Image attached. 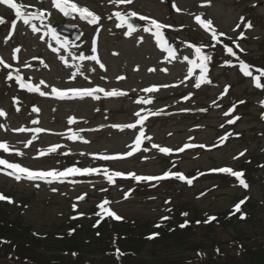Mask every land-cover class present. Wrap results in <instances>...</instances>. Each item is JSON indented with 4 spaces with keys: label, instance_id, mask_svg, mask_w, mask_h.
Returning <instances> with one entry per match:
<instances>
[{
    "label": "rangeland",
    "instance_id": "obj_1",
    "mask_svg": "<svg viewBox=\"0 0 264 264\" xmlns=\"http://www.w3.org/2000/svg\"><path fill=\"white\" fill-rule=\"evenodd\" d=\"M15 2L35 6L26 11L40 9L50 15L43 21H31L39 29L33 33L29 25L15 17L13 10L0 5V18L11 21L10 27L0 32V58L11 66L0 65V110L6 113V116H0V143H7L10 149L9 152L0 149V159L37 171L70 167L101 171L69 176L63 182L48 184L26 179L16 181L5 174L11 170L0 165V193L12 194L14 203L9 204L12 213L20 211L36 230L41 231L61 223L65 217L71 218L77 212L89 209L105 192L111 202L108 207L118 215L151 221L174 216V208L180 201H192L202 213L228 210L237 205L240 198L264 202V186L251 185L246 192L234 184L223 186L217 178H212L211 182L205 176L196 177L204 171L247 160L248 155L259 156L264 150V110L261 98L254 92L253 81L233 70L214 67L212 78L205 74L206 81L210 82L201 83L197 88L195 84L199 81L200 70L196 68L189 73L190 65L184 59H195L194 49L188 47V44L193 45L191 35L199 34L203 38L195 46L208 44L211 39L210 34L196 23L197 15L211 20L217 32L225 34L220 37V44L231 46V40H235L239 46L248 48L253 56L254 53L261 54L264 47V0H133L131 4L119 6L110 0H75L101 18L98 24L81 20L77 14L65 20L64 15L52 6V0ZM115 11L125 15L135 12L138 16L171 26L162 32L176 50L175 59L170 60L158 47L152 35L155 29L147 20L132 17L140 27L128 37L125 35L126 25L116 26L119 21L113 15ZM241 17L246 22L251 21V29L245 30L243 24L237 28ZM59 23L75 26L80 39L73 41L64 34H56L60 40L57 43L50 30L51 25ZM145 27L151 28V32H145ZM242 31L246 38L238 39ZM94 41L96 53L91 50ZM64 42H67L66 46L62 47ZM16 48H20V52L14 54ZM81 54L97 55L105 67L102 69L91 60L79 61ZM225 55L222 52L221 58ZM9 73L12 79L7 78ZM73 73L74 79L71 78ZM121 76L124 79H118ZM17 77L47 94L42 96L39 92L21 88ZM152 86L159 90L154 93L143 91ZM52 87L60 90L99 87L105 91H121L125 95L107 97L104 92H95L82 99L61 100L51 94ZM142 98L151 99L152 103H137ZM232 101L235 104L233 113L240 119L235 124H228L225 113L232 110L228 108L233 105ZM33 108L39 111L33 112ZM138 111L148 117L143 125L137 123L139 118L135 113ZM155 112L159 115H149ZM72 118L75 123H69ZM131 123H137V127L123 130L113 127ZM20 128L26 131H18ZM37 128L43 131L36 132ZM229 129L234 130L233 136L227 134ZM141 130L150 139L143 140L140 151L122 159L98 158L131 151L129 145L134 143ZM73 134L78 138L69 139ZM224 135L229 137L221 140ZM153 144L168 147L172 152L169 155L160 153L158 148L152 147ZM186 144L195 147L177 151ZM53 146H57V151L48 153ZM41 151L47 154L40 156ZM104 169L139 176L180 173L192 183L177 180L174 176L165 182L144 181L148 190L138 193L130 182H124L125 178L117 177L114 183L107 184L111 185L108 189ZM254 169L252 171H261L259 174L264 177L261 166ZM53 188L57 191L53 192ZM126 193L129 194L127 199ZM184 208L187 215L177 217L188 221L195 219L193 208L188 205ZM197 221L206 223L204 219ZM225 241L230 240L226 238ZM192 255L187 253L188 257Z\"/></svg>",
    "mask_w": 264,
    "mask_h": 264
},
{
    "label": "trees",
    "instance_id": "obj_2",
    "mask_svg": "<svg viewBox=\"0 0 264 264\" xmlns=\"http://www.w3.org/2000/svg\"><path fill=\"white\" fill-rule=\"evenodd\" d=\"M4 20L6 22L0 25V32L11 25V21ZM202 39L199 34L190 37L194 46ZM234 41L231 40V46L226 45L232 47L235 56L225 51V45L212 46L214 42L211 39L208 44H202L204 54L211 57L206 75L211 76V70L217 67L233 70L239 76L253 81L252 77L243 75L239 64L243 61L250 66L253 76L259 75L256 70L264 69V47L261 54L254 53L253 56L248 48L237 47ZM222 52L226 53L223 58ZM261 83L264 85V77H261ZM254 90L264 102V88L255 87ZM228 108L235 109V104ZM232 117H235L233 111L227 120ZM230 133L233 136L234 130L229 129L227 134ZM260 154L248 155V159L244 160L246 163L239 160L234 165H223L196 177L205 176L211 182L212 178H217L223 186L234 184L246 192L251 185L264 186V177L259 174L261 171H252V168L256 170L260 166L264 169V150ZM225 167L244 172L249 187L245 189L235 177L216 171ZM127 181L138 193L148 190L144 181L125 178L124 182ZM105 182L109 184L107 180ZM107 186L110 189L111 185ZM105 193L89 209L74 214L76 219L65 217L61 223L41 231L36 230L20 211L12 213L9 203L0 201V241L9 242L0 243V264H264V202L258 199H238L239 212H235V205L225 211L209 213H202L192 201H180L173 209L175 217L166 216L167 219H163L162 216V219L153 221L123 217L122 221H116L109 217L101 219L96 215L99 209L97 205L104 200L109 201V194ZM2 194L12 199V194ZM185 205L193 208L195 219L192 221L177 217L186 212ZM241 215L245 218L241 219ZM209 217L216 219L207 222ZM201 219L206 223L197 221ZM98 222L99 226H94ZM226 238L230 241H225ZM117 249L124 253L119 259L116 256ZM73 253L76 255L73 256ZM187 253H192V257H188Z\"/></svg>",
    "mask_w": 264,
    "mask_h": 264
},
{
    "label": "snow or ice",
    "instance_id": "obj_3",
    "mask_svg": "<svg viewBox=\"0 0 264 264\" xmlns=\"http://www.w3.org/2000/svg\"><path fill=\"white\" fill-rule=\"evenodd\" d=\"M39 2H42V0H39ZM110 3L115 4L117 6L121 5V4H131L133 3V0H110ZM0 5H4L6 6L8 9L13 10L15 17L18 18L19 20H21L23 22L24 25H29L31 27V31L33 33H37L39 31V29L36 27L35 24H32L31 21L33 20H40L43 21L44 18L48 15H50L49 12H46L44 10H40L37 9L36 11H26L27 8H33L35 7L34 5H24L22 3H18L15 2V0H0ZM52 6L59 11L60 13H62L65 16H68L70 14H77L79 16V18L81 20H85L88 21L91 24H98L100 21V17L98 15H96L95 13H93L91 10H89L87 7H83L78 5V3L75 2V0H52ZM177 11H179V9H177ZM113 15L115 16V18L119 21V23L116 25L117 27H124L125 25L127 26V31L125 32V35L128 37H131L132 34L136 31V28L134 27L133 23L129 22V19L132 17H138L139 20L144 21L147 20L148 23L151 25L152 28L155 29L154 32H152V35L155 38L156 44L158 45V47L165 53H167L168 58L171 59H175L176 57V50L174 49L173 46H171L168 41L166 40L162 29H164L165 27H171V26H166L163 25L159 22H157L155 19H150L148 17L139 15L135 12H129L127 15L122 14L120 11H115L113 13ZM109 19H111V17H109ZM195 21L196 23L203 28L206 32H208L210 34L211 40L214 42V44L212 46H215L216 44H220L222 43L220 37L224 36V33H218L216 28L213 26V22L211 20H204L201 18V16L197 15L195 16ZM5 20L3 18H0V25L5 24ZM243 24L244 25V29H251L252 28V24L251 21H245L244 17L240 18V23L237 24V28L240 27V25ZM12 28L15 29V25H12ZM51 31V30H50ZM145 32H151V28L149 27H145L144 28ZM53 38L56 39L57 43H60L59 37L56 36L55 32L51 33ZM11 37H8V39H10ZM246 38L244 36V32H240V35L238 37V39H243ZM141 42H142V38H141ZM67 42H64V44H62V47L66 46ZM234 43H236L234 41ZM237 47H239L238 43L236 44ZM189 48H193L194 49V53H195V59H191L189 60L188 57H184L185 60H187L188 64L190 65L189 68V73H191L193 70H195L196 68H199L200 70V77H199V81L195 84V87L199 88L201 83L204 82H210V81H206V76L205 74L208 72V67H207V63L208 61L211 59L210 56L205 55L203 48L204 46H194L191 44H188ZM92 52L96 53V47H95V41L93 42V47H92ZM14 54L15 53H19L20 52V48H16L13 50ZM53 51H56V49H53ZM225 51L230 55V56H235L236 53L233 51L232 47H228L227 45H225ZM242 51V49H241ZM14 58L15 55H14ZM79 61L83 62L85 60H91V61H95L97 64L100 65V68H104L105 66L100 62L99 58L97 55H91V56H85L83 54L79 55L78 57ZM197 61H199V63H197ZM170 62V61H169ZM64 63L67 65V61H64ZM0 65H3L5 68H10L11 66L7 63H5V61L0 58ZM239 68L240 71L243 73L244 76L246 77H252L253 78V83L254 86L258 89L260 88H264V85H262L261 83V77H264V69H257L256 71L259 73V75L253 76L252 71H250V66L246 63H244L243 61L240 62L239 64ZM163 71H167V69H162ZM149 71H155V69H149ZM8 79H12L11 74L9 73ZM72 79L75 78V73L72 74L71 76ZM17 79L19 80L20 86L21 88H26L29 92H39L40 95H46L47 93L42 92L40 90L39 87L34 86L32 83H25L22 79H20L19 77H17ZM118 79H124L123 76L118 77ZM183 82V81H181ZM43 83V82H41ZM163 87H167V85H164ZM159 88L156 86H152V87H147L145 89H143L144 92L146 93H154L156 91H158ZM227 88L225 89V93L227 92ZM95 92H104L105 96L107 97H115V96H121V95H125V93L121 92V91H105L102 88H94V89H70V90H60L57 89L56 87H52L51 88V94H53L56 98L58 99H70V98H84V97H90L93 96V94ZM185 99H188V97H186ZM137 103L140 104H150L152 103L151 99H147V98H142L140 100L137 101ZM241 103H243V101H241ZM262 106H264V102H262ZM235 109L233 108L231 111L226 112L225 115H229L231 116V112L234 111ZM17 111H19V109H17ZM33 112H38L39 109L38 108H33L32 109ZM135 115L139 118L137 123H139L140 125H143L145 120L148 118L145 115H141V112H136ZM149 115H159V112H155V113H149ZM0 116H6V113L3 110H0ZM240 117L239 116H235L230 118L227 123L228 124H235L237 120H239ZM38 121H34V123H37ZM69 123H75V119L72 118L69 120ZM137 123H131V124H127V125H114L113 127H118L121 130H123L125 127L126 128H130V129H135L137 127ZM18 131L20 132H24L26 131V129L24 128H20ZM36 132H41L43 131L40 128L35 129ZM231 135V134H229ZM78 137L73 134L72 136L69 137V139H77ZM228 137H221V140H226ZM144 139H150V137H146L145 136V132L143 130H141L139 132V135L136 136L134 143L132 145H129V147L131 148V151L127 152L126 154L123 155H117V156H110V155H102L99 156L98 158L101 160H114V159H122L125 157H130L132 156L135 152L140 151L141 150V144L143 143ZM30 143V142H29ZM153 148H158L160 153H163L165 155H169L172 152V149L168 148V147H161L158 146L156 144L152 145ZM191 147H195L194 145L191 144H186L184 145V147L179 148L177 151L179 152H183L185 151L186 148H191ZM200 147H204L203 145H201ZM0 149H2L4 152H9V145L7 143H0ZM57 151V146H53L51 148L48 149V153H52V152H56ZM19 155H22V153H17ZM47 153H45L44 151H41L39 153L40 156H44ZM240 155H244V153H240ZM238 158V157H236ZM0 165H2L4 167V169H10L11 171L5 172L6 175L12 176L16 181H20L21 179H26L28 181H44L48 184H52L53 182H63L65 178L69 177V176H76V175H92L94 173H98L101 170L100 169H96V168H85V169H81L78 167H70L64 170H48V171H43V170H30L28 168L22 167L20 164L17 163H10L5 159H0ZM216 171H219L221 173H225L228 174L230 176H233L236 178V180L239 182V184L244 187L245 189H247L249 187V185L246 183V180L244 179V172L242 171H234L231 168H221L218 169ZM103 174L105 175V177L107 178V181L111 184L115 182V178L117 177H121V178H130L132 180H135L137 182L140 181H161V180H166L169 179L170 177H175V179L177 180H181V181H186L188 184L192 183L191 179H187L183 174L180 173H171V172H165L163 175L160 176H139L136 175L135 173H121V172H114V171H109L108 169H104L103 170ZM37 188H39V184L35 185ZM53 192L57 191V189L53 188L52 189ZM129 194H125V199L128 198ZM78 199H83V197H79ZM0 201H6L9 204L14 203V201L10 198L5 196L4 194L0 193ZM111 202L108 200H104L103 202H101L99 205H97V207L100 209L99 213H97L96 215L100 216L101 219H103L104 217H109L112 218L116 221H122L123 217L119 216L115 211H113L110 207H108V205ZM243 203V202H241ZM73 208L75 210V205H73ZM240 211V204H237L235 206V212H239ZM81 216L83 215L82 213L80 214ZM184 215H187L186 213ZM77 217H72V219H76ZM241 219H244L245 217L243 215H241L240 217ZM163 219H167V217H164ZM216 217H209L207 222H210L212 220H215ZM94 226H99V222L97 223V225ZM185 225H181V227H184ZM157 227H159V225H157ZM69 235H71V232L69 233ZM153 237H149V239H151ZM0 243H9L8 241H0ZM217 251H219L217 249ZM76 253H73V256H75ZM121 255H124V253H121L119 251V249L116 250V256L117 259H119V257Z\"/></svg>",
    "mask_w": 264,
    "mask_h": 264
},
{
    "label": "water",
    "instance_id": "obj_4",
    "mask_svg": "<svg viewBox=\"0 0 264 264\" xmlns=\"http://www.w3.org/2000/svg\"><path fill=\"white\" fill-rule=\"evenodd\" d=\"M43 1V0H42ZM72 14L65 16V19H70ZM129 22L133 23L134 27L139 29L140 24L135 22L134 18H130ZM51 31L55 32V34H66L68 39L73 41H78L80 39V33L78 32L77 28L75 26L69 25L67 23H59L56 25H51Z\"/></svg>",
    "mask_w": 264,
    "mask_h": 264
}]
</instances>
